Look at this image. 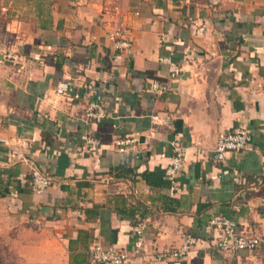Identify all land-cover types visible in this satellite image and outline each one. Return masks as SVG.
<instances>
[{
    "label": "crops",
    "instance_id": "0c3cea01",
    "mask_svg": "<svg viewBox=\"0 0 264 264\" xmlns=\"http://www.w3.org/2000/svg\"><path fill=\"white\" fill-rule=\"evenodd\" d=\"M46 14L0 10V232L21 236L18 263L93 264L101 244L129 251V264H264V251L216 250L209 228L224 216L264 234V0H57ZM119 28L125 52L111 40ZM96 99L102 122L85 115ZM242 127L255 149L215 164L218 137ZM87 135L101 141L97 155L81 153ZM124 138L136 142L121 153ZM175 142L187 153L172 183ZM29 161L51 178L43 194L31 191ZM187 233L199 242L185 258L154 259Z\"/></svg>",
    "mask_w": 264,
    "mask_h": 264
},
{
    "label": "built area",
    "instance_id": "2783aa9c",
    "mask_svg": "<svg viewBox=\"0 0 264 264\" xmlns=\"http://www.w3.org/2000/svg\"><path fill=\"white\" fill-rule=\"evenodd\" d=\"M111 40L115 51L125 52L131 49L132 41L124 29H116ZM16 59L11 55L5 56L4 60ZM176 66L170 68L171 74L174 76L180 72ZM91 96H99V86L95 82H89L84 85ZM152 88L157 93H165L168 87L155 82ZM70 84H62L57 92L65 94L70 90ZM89 103L85 115L88 120L102 122L108 118L109 114L105 110L103 104L99 100ZM85 144L82 154L97 155L102 148L101 141L93 136H84ZM135 139L124 138L116 141L121 153L125 152L129 145L135 143ZM173 146V155L169 158L170 162L165 169V178L172 183L185 167L187 148L180 142H175ZM255 149L253 143V134L249 128L242 127L233 132L221 134L214 148L213 161L215 164H224L229 154H240ZM31 180L30 188L34 194L40 195L46 192L51 186V178L41 168L38 167L35 161H29ZM209 228L219 232V237L214 248L221 252L239 254L242 252H260L264 251V234H249L240 232L233 222L224 216H214L209 221ZM144 230L145 224L139 223L136 227L135 249L142 250L144 246ZM199 238L193 234L183 235V244L178 248H169L156 252L154 259L156 261H176L185 258L197 246ZM93 264H129L132 255L129 251L120 250L115 246L104 247L101 244H94L90 249ZM146 258V254H141Z\"/></svg>",
    "mask_w": 264,
    "mask_h": 264
},
{
    "label": "rangeland",
    "instance_id": "374dc122",
    "mask_svg": "<svg viewBox=\"0 0 264 264\" xmlns=\"http://www.w3.org/2000/svg\"><path fill=\"white\" fill-rule=\"evenodd\" d=\"M57 0H0V10L19 18H38V12ZM21 236L10 229L0 232V264H20L19 244Z\"/></svg>",
    "mask_w": 264,
    "mask_h": 264
},
{
    "label": "trees",
    "instance_id": "16d2710c",
    "mask_svg": "<svg viewBox=\"0 0 264 264\" xmlns=\"http://www.w3.org/2000/svg\"><path fill=\"white\" fill-rule=\"evenodd\" d=\"M51 6V5H50ZM50 6L48 5L46 9L40 10L38 12V17L42 18L43 16H47V12L49 11ZM145 180L152 186H169V183L157 178L156 174L152 172H146L143 174Z\"/></svg>",
    "mask_w": 264,
    "mask_h": 264
}]
</instances>
